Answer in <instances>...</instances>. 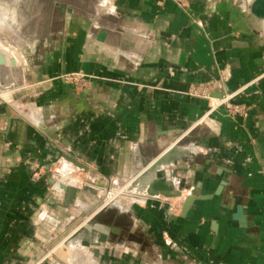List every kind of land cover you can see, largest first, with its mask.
Here are the masks:
<instances>
[{
  "label": "crops",
  "instance_id": "obj_1",
  "mask_svg": "<svg viewBox=\"0 0 264 264\" xmlns=\"http://www.w3.org/2000/svg\"><path fill=\"white\" fill-rule=\"evenodd\" d=\"M105 2L110 10L100 13L97 5ZM248 2L68 4L73 14L61 18V31L29 74L85 70L98 79L85 89L60 80L47 84L37 99L38 126L0 105V264H69L41 257L54 222L63 223L59 232L70 215L81 213L100 170L130 176L170 144L157 158L179 156L169 168L172 181L196 199L183 212L180 198L172 213L160 195L148 204L130 205L132 199L127 211L146 240L112 244V264H264V28L251 18ZM102 29L107 37L99 41ZM7 55L21 62L14 51ZM210 81L225 92L212 110L211 98L187 93ZM226 98L247 107L248 115H230ZM207 117L210 124L202 123ZM184 137L181 154L171 151ZM65 152L86 163L92 190L62 188L67 180L59 178L58 194L52 191L45 174ZM61 165L69 174L76 170L66 159ZM67 257L85 264L82 256Z\"/></svg>",
  "mask_w": 264,
  "mask_h": 264
},
{
  "label": "water",
  "instance_id": "obj_2",
  "mask_svg": "<svg viewBox=\"0 0 264 264\" xmlns=\"http://www.w3.org/2000/svg\"><path fill=\"white\" fill-rule=\"evenodd\" d=\"M6 1V0H3ZM92 0H85L86 4L90 3ZM77 2V0H16L15 2L11 3V6H6L5 2L0 1V20L4 19L11 25L13 28V36L10 43H8L9 48H12L15 52H19L22 54V56L25 58V64L22 65L21 62L18 61L16 57L8 56L7 52L4 51L2 47H4V42L1 44L0 42V105L5 104L10 110L13 109L19 117L26 120V122L31 123L34 126L40 125L41 121L39 119V116L41 115L42 108L37 104L38 97L43 94L45 86L49 84L50 82H54L57 80L63 81L65 83L74 84L70 82L67 78L76 75L79 78H85L88 83H90L93 80H96V76L94 74H90L89 72H86L85 70H71V71H65L60 72L57 74H53L47 77L37 78L34 74L33 77L30 76L29 70L33 68V66H38L42 60V54L45 50V47L48 43L51 42V40L55 39V37L59 34L62 27V21L61 18L66 17L68 14H73L74 9L73 7L69 6L71 3ZM189 4V0H185V4L183 5L184 8H187ZM100 8V9H98ZM248 8L250 12H252L254 15L264 18V0H251V2H248ZM97 9L100 13L107 12L110 10V5L105 2L97 5ZM248 10V9H247ZM43 11V12H41ZM7 12V14L5 13ZM249 12V11H248ZM43 14V17L41 18V21L39 23V26H41L39 29L37 28V19L38 15ZM107 37V31L106 30H99L97 39L99 41H104ZM6 44V43H5ZM211 91L207 97H202L199 95H196L194 91H192L190 88L187 90V93L210 100L211 97H218L220 99L224 98L225 92L220 91L218 92L217 86L220 84L219 81H210ZM75 85V84H74ZM197 84L196 86H198ZM77 86V85H76ZM80 89H85L86 84L82 86H77ZM11 90V98L10 100L6 99V95L3 94L4 91ZM13 90V91H12ZM227 88V92H228ZM5 95V96H4ZM230 105L236 106L235 104L229 103ZM213 108L210 107V110ZM210 117L204 118V121H210ZM188 140V137H184L178 142H176L175 146L171 148V151L180 153L181 146ZM171 145V144H170ZM169 145V146H170ZM169 146H166L161 153H163ZM160 153V154H161ZM159 154V155H160ZM181 154V153H180ZM159 155L154 156L153 158H150L149 161L144 163V166L141 167V164L134 168L132 171H134V175L131 177L122 175V176H115L114 174H108L104 170V173H100L98 175V178L96 180H91L92 184L98 189L97 195L98 200H96V203L99 202V205H103L101 209L89 219V223L91 224H97L101 223L104 225H107L111 228L109 233L102 232L100 233L97 238H93L94 235L93 232H91L84 224V219L88 215V209H86L87 206H91L90 200L87 198H84L81 205V213L80 216L76 221L73 223H70L68 227H65L61 229L59 232V227H62V224H58L57 222H54V226L52 225V235L50 238V242L48 244V247L44 250V252L41 254V257H44L48 255V258L56 259L55 255L50 254L53 247L66 239L67 235L70 234L69 230L73 228L76 231L74 234H72L69 238L75 237L79 234H83L86 239L84 240V244L89 245L90 243L94 244L97 247H100L102 244L110 243V237L112 235V232H116L118 235L121 234L122 230L120 227L115 225H109L105 224L98 220V217L100 216V213L106 209L108 206L107 204L101 203V187H105L110 183V180L112 179V184L114 186H117L119 184V180H124L128 182V186L124 189L125 195H128L129 193L132 194L133 188L138 183V179L134 178L137 174L141 173L144 169H146L149 165L153 167V169H157V175L159 177L158 181H165L170 177V173L172 170L169 168L171 167L172 163H161V157L158 162H153ZM179 157V156H178ZM177 157V158H178ZM174 160V164H176V159ZM63 159H66L73 164L77 165L80 169H85L83 173L81 174L83 184L79 185V191H81L90 181H89V171L86 167V163L77 159L75 156L65 152L64 154H60L55 160H52L50 163L51 171L49 173H46V180H50L49 183L51 184L50 187L52 191L56 194H58V188L56 184V180L60 178L59 171L61 169V162ZM153 163V164H151ZM155 163V164H154ZM150 169V168H149ZM78 172H74V175L77 176ZM96 174V173H95ZM39 175L38 172L35 173V176ZM174 176V174H173ZM172 176V179L174 181V178ZM91 179V177H90ZM172 181V182H173ZM66 184H61L62 188H67L68 182H65ZM153 186L155 187L156 191H150L147 190L145 194L138 195L133 193L134 196L137 198L132 200L130 205L132 203L135 204H148L152 203V199H157L156 197H152L154 195H161L160 197L164 198L162 199V203H168L169 209L172 210V207L177 201L174 198H179L182 196L183 188H185L184 185H175L173 182V185L170 186V192H165L166 184L163 182H154ZM112 193V192H111ZM111 193L109 194L111 196ZM76 196V195H75ZM172 198V199H170ZM195 196L187 195L186 198L182 201V210L183 212H186L190 205L194 202ZM170 200V201H168ZM115 205V204H114ZM129 206L123 208L125 210L129 209ZM95 207H93L94 209ZM44 210H42L43 212ZM42 212L40 214V219L42 221L46 220L47 212L45 215V219L41 218ZM242 212L243 207H238L237 215L238 219L242 218ZM93 240L91 241V239ZM68 239V238H67ZM56 242V244H54ZM57 264H61L59 261Z\"/></svg>",
  "mask_w": 264,
  "mask_h": 264
},
{
  "label": "rangeland",
  "instance_id": "obj_3",
  "mask_svg": "<svg viewBox=\"0 0 264 264\" xmlns=\"http://www.w3.org/2000/svg\"><path fill=\"white\" fill-rule=\"evenodd\" d=\"M1 2H5L6 6H11V3L15 2L16 0H0ZM251 2V0H249ZM249 14L252 16L253 13L250 12L249 8H248ZM43 12V11H41ZM7 14V12H5ZM43 17V14H39L38 15V19H37V28L39 29L41 26H39V23L41 21V18ZM6 18V17H5ZM4 19L0 20V42L1 44L4 42V47H2L4 49V51L9 52V51H14L12 48H9L8 43H10V41L12 40L13 36L11 34H13V28L11 27V25ZM264 18L260 19L261 20V24L260 26L264 28ZM3 41V42H2ZM6 43V44H5ZM15 52V51H14ZM19 55V58L21 60L22 65L25 64V58L22 56V54L19 52H15ZM70 82L74 83L77 86H82L87 84V80L85 78H79L76 75L68 77L67 78ZM199 85H207L210 88L211 91V86L210 84H199ZM192 86L191 90L193 91L195 87H198L197 91H196V95L202 96V97H207L209 94H202V88L201 86ZM13 91V90H12ZM11 90H6L3 93L6 95V99L10 100L11 98ZM228 96H232V95H228ZM216 98V97H211V108H216L219 104H221V102H216V103H212V99ZM227 99V98H226ZM229 100V101H228ZM228 102L230 103V98H228ZM227 101H225L224 103L226 104V108L227 111L230 115L232 116H236L239 115V112H233V105H230ZM247 108V107H246ZM248 111V108H247ZM242 115V114H241ZM202 123H206V124H210V121H204ZM158 160V158H157ZM157 160H155L154 162H156ZM153 164V163H151ZM150 167V165L146 168L148 169ZM72 169V168H71ZM146 169H144L141 173L137 174L134 178L139 177L140 174H142L144 171H146ZM78 172L77 176L74 175V172ZM84 170H81L79 167L76 166V170H72L70 172V174L66 177V178H71L72 180H74L76 183H72L71 181L67 180L66 182H68L67 186H79L83 184V180L81 177V174L83 173ZM62 166L61 169L59 171L60 174V178H62ZM100 173H104V170H100ZM172 173V171H171ZM134 174H131L129 177H131ZM89 176V175H88ZM173 176V174H171V177ZM59 179V178H58ZM78 180V181H76ZM90 184V183H88ZM86 185L84 188H86L88 191L92 190L90 188L89 185ZM128 182L124 181V180H119V184L117 186H114L112 184V179L110 180V183H108L107 186L105 187H101L100 192L102 195L101 198V203L102 204H107V205H112V206H108L106 207V209H104L101 213L100 216L98 217V220L105 223V224H109V225H115L121 228L122 232L120 235H118L116 232H112V235L110 237V243H105L102 244L100 247H103L104 245L108 246L109 244V248L102 250V251H93L95 248H98L97 246H95L94 244L90 243L89 245L84 244V240L86 239V237L83 236V234H79L75 237L69 238L72 234H74V232L76 231L75 229L73 230L70 229L69 233L66 237V239H64L63 241H61L60 243L56 244V242H54V244H56L51 253L55 255V257H58L60 259H64L65 261L69 262V264H76L74 262L73 257L72 260L71 258L68 259V255L70 254V252L72 253V255L75 254V256H78L79 258L82 256V258L84 259L85 264H112V244L114 245L115 242H120L123 243L124 241H145V234L141 232V224L139 223L138 226H135L134 223L135 221L133 220V218L131 217V215L128 213L127 210L123 209L127 206H129L128 203H130V201L132 199H136L137 197L134 196L135 194H137L135 191H132V194H128L125 195L126 193H124V189L128 186ZM127 191V189H125ZM87 191V192H88ZM97 191L98 189H96L95 193L93 192L92 194H94V196H91L90 194V198L88 200H90L91 202V208L90 206H87L86 209H88V215L87 217L83 218L84 222L83 224L91 231L93 232V238H97V236L104 232V230L99 229L98 226L101 227H107V229H109L107 232L105 233H109V231L111 230V228L107 225L101 224V223H97V224H91L89 223V219L94 216L103 205H99V202L96 203V200H98V195H97ZM112 192V193H111ZM183 192V191H182ZM89 193V192H88ZM111 193V196L109 195ZM134 193V195H133ZM161 196V195H160ZM131 197V198H130ZM155 197V196H152ZM87 198V196H86ZM126 198H128L127 200H125ZM181 197L179 198H174L177 203H175L173 205V207H177L178 205H180L181 203ZM172 199V198H170ZM180 199V200H179ZM125 200V201H124ZM183 201V199H182ZM115 204V205H114ZM128 204V205H127ZM135 204V203H133ZM93 207H95L93 209ZM172 207V208H173ZM170 212L172 213L173 210H170ZM79 215L74 216L73 214L70 215L67 219V224L64 225L65 227L70 226V223H73L74 221H76L78 219ZM139 219V218H138ZM140 222H141V218H140ZM132 228H134L133 232L134 235L130 234V231L132 230ZM93 238L91 239V241L93 240ZM72 244V245H71ZM76 244V245H75ZM71 246H75L74 248H71ZM70 251V252H69ZM78 253V254H77ZM106 257L105 260H103V258ZM81 258V259H82ZM111 259V263H109V260ZM119 261L124 259V253H122L121 256H118ZM77 264H83L80 262H77Z\"/></svg>",
  "mask_w": 264,
  "mask_h": 264
},
{
  "label": "bare ground",
  "instance_id": "obj_4",
  "mask_svg": "<svg viewBox=\"0 0 264 264\" xmlns=\"http://www.w3.org/2000/svg\"><path fill=\"white\" fill-rule=\"evenodd\" d=\"M253 20L255 19V20H257V18L258 19H262V18H260V17H258V16H256V15H252V17H251ZM254 20V21H255ZM264 20V19H263ZM255 22H257V21H255ZM8 53V52H7ZM9 56V55H8ZM4 94V93H3ZM214 99V98H213ZM216 102H222V100L221 99H219L218 101H216ZM216 102H214V103H216ZM162 159V158H161ZM159 160V159H158ZM174 160H175V158L172 160V162H168V160H164V159H162L161 160V163H163V164H165V163H172V164H174L173 162H174ZM156 162H158V161H156ZM155 162V163H156ZM154 163V164H155ZM65 163H63V165H64ZM77 166V165H76ZM152 166V165H151ZM149 167L148 169H146V171H144L142 174H140V176L139 177H136L137 179H138V183H136V185L134 186V188H133V191H135L138 195H142V194H144V193H146L147 192V190H150V191H156V189H155V187L153 186V184H154V182H163L164 184H166V188H165V192H170V186L171 185H173V183H172V177H171V174H174V171H172V173H170V177L168 178V179H166L165 181H158L159 180V177H158V175H157V169H153V167ZM78 167V166H77ZM70 169V168H69ZM65 168H64V166H62V172L63 173H61L62 174V178L64 179V180H69V181H71L72 183H77V182H75L74 180H72L71 178H66L68 175H69V171H66L65 172ZM171 178V179H170ZM167 180H170V182H167ZM76 181H78V180H76ZM145 187H147V188H145ZM146 189V190H145ZM183 200L186 198V196L184 195V193L182 192V196H180ZM131 198V197H130ZM128 198H126L125 200H127ZM124 200V201H125ZM72 245V244H71ZM70 245V247H72ZM74 247V246H73Z\"/></svg>",
  "mask_w": 264,
  "mask_h": 264
},
{
  "label": "built area",
  "instance_id": "obj_5",
  "mask_svg": "<svg viewBox=\"0 0 264 264\" xmlns=\"http://www.w3.org/2000/svg\"><path fill=\"white\" fill-rule=\"evenodd\" d=\"M177 3L181 6H183L185 4V0H176ZM201 86L202 88V94L206 95V94H209L210 93V88L207 86V85H199ZM198 87H195L194 88V93L196 94V91H197ZM228 99H224L223 102L227 101ZM233 112H239L240 114H242L243 116H247L248 115V111H247V108L246 107H241V106H234ZM221 264V263H220Z\"/></svg>",
  "mask_w": 264,
  "mask_h": 264
}]
</instances>
